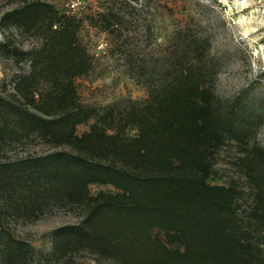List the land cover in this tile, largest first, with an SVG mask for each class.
I'll list each match as a JSON object with an SVG mask.
<instances>
[{"label":"trees","instance_id":"trees-1","mask_svg":"<svg viewBox=\"0 0 264 264\" xmlns=\"http://www.w3.org/2000/svg\"><path fill=\"white\" fill-rule=\"evenodd\" d=\"M100 14L118 18L113 9ZM8 26L32 31L37 41L8 49L25 69L9 92L0 91L4 209L34 212L50 200L82 205L80 224L63 228L56 245L86 241L94 264H264V154L242 153L250 200L234 180L212 182L220 151L251 129L202 81V61L187 66L174 57L147 99L97 110L80 102L74 84L93 66L76 15H61L48 0H22L2 16L0 28ZM33 139L55 149L6 155ZM95 183L114 191L93 195ZM4 237L0 228V264L23 263L29 245Z\"/></svg>","mask_w":264,"mask_h":264},{"label":"rangeland","instance_id":"rangeland-1","mask_svg":"<svg viewBox=\"0 0 264 264\" xmlns=\"http://www.w3.org/2000/svg\"><path fill=\"white\" fill-rule=\"evenodd\" d=\"M21 1L0 0V20ZM48 1L61 15L77 16L79 38L91 55V65L93 56L89 72L74 79L79 100L86 106L102 110L122 99L144 101L151 85L168 78L165 70L174 57L187 66L190 61H202V81L236 112L240 126L251 129L247 137L229 142L220 151L212 182L228 185L234 180L251 199L242 153L264 154V0ZM112 9L117 19L100 14ZM36 41L32 31L0 28L2 93L11 90L14 76L25 69L8 51L14 47L29 50ZM93 122L91 118L79 124L77 133L88 131ZM54 149L33 139L11 147L6 155H41ZM262 168L263 164L258 170ZM89 190L96 195L114 188L95 183ZM1 201L4 240L14 236L29 245L23 263L16 259V264H94L97 256L88 242L73 241L62 249L56 245L63 228L80 224L82 205L50 200L40 210L16 212L4 209Z\"/></svg>","mask_w":264,"mask_h":264}]
</instances>
